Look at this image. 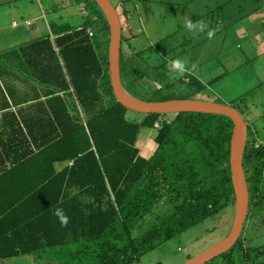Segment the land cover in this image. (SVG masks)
<instances>
[{
  "label": "trees",
  "instance_id": "obj_1",
  "mask_svg": "<svg viewBox=\"0 0 264 264\" xmlns=\"http://www.w3.org/2000/svg\"><path fill=\"white\" fill-rule=\"evenodd\" d=\"M86 1L83 24L51 22V33L0 59L3 71L10 74V61L20 70L0 79V261L33 254L60 264L139 263L236 204L233 120L213 112L141 113L130 120L133 110L119 102L111 83L107 15L97 0ZM128 38H122L121 81L139 100L195 98L218 80L205 83L189 71L166 79L167 61L151 64L144 54L167 38L139 51L124 46ZM233 103L242 115L249 110L244 95ZM143 127L157 130L148 157L138 146ZM256 129L247 125L243 153L246 220L264 202V137ZM56 207L70 217L67 227L53 215ZM246 240L241 234L233 248L204 264H264V246Z\"/></svg>",
  "mask_w": 264,
  "mask_h": 264
},
{
  "label": "rangeland",
  "instance_id": "obj_2",
  "mask_svg": "<svg viewBox=\"0 0 264 264\" xmlns=\"http://www.w3.org/2000/svg\"><path fill=\"white\" fill-rule=\"evenodd\" d=\"M116 6L122 24V34L129 37L124 46L130 45L136 50L166 39L158 50H148L144 59L151 64L167 61L161 70L168 72V78L176 73L171 62L177 58L186 62L189 72L198 76L205 83L218 78L208 85L196 99L217 101L232 105L233 100L241 95L248 100L249 113L243 115L247 125L252 124L264 137V55L255 54L258 49V36L264 38V1L255 0H111ZM86 0H25L11 8L9 14L1 13L0 20L13 24L4 30L7 45L0 46L7 51L20 42L33 39L44 33H51L49 22L81 25L87 18ZM90 12V10H88ZM188 16L193 22L204 20L208 29H215V36L209 40L206 32H189L183 24ZM34 18L38 30L31 29L27 20ZM15 31L17 38L9 40ZM46 34V35H47ZM8 38V40H6ZM27 43V42H26ZM10 46V47H9ZM12 46V47H11ZM19 46V45H17ZM167 51V53H166ZM0 58L5 59V56ZM7 59V58H6ZM9 70L11 75L19 74L18 64ZM8 66V63L6 64ZM3 67V65L1 66ZM0 68V79L5 83V76L10 75ZM188 80V79H186ZM13 89V87H11ZM23 91L19 83L16 87ZM251 94V95H250ZM250 95V96H249ZM156 98L160 97L155 95ZM176 97L179 93H175ZM130 116L142 117L141 113L128 112ZM131 118V117H129ZM254 130V129H253ZM155 128H141L138 146L142 155L150 156L155 148ZM246 130V137H247ZM157 210L143 220L133 231L139 235L156 218ZM237 206L231 205L211 218L194 225L178 236L163 242L145 254L139 263L133 264H185L191 258L223 240L230 233ZM242 234L251 247L264 246V202L255 208L245 221ZM214 261L213 264H215ZM0 264H60L56 261L40 260L33 254L20 255L0 261Z\"/></svg>",
  "mask_w": 264,
  "mask_h": 264
},
{
  "label": "water",
  "instance_id": "obj_3",
  "mask_svg": "<svg viewBox=\"0 0 264 264\" xmlns=\"http://www.w3.org/2000/svg\"><path fill=\"white\" fill-rule=\"evenodd\" d=\"M105 11L110 25L109 70L114 94L121 104L139 113L213 112L228 115L234 123L230 160L236 188V218L230 233L223 240L191 258L185 264H204L228 252L238 242L249 214L250 191L243 163L247 122L233 106L205 99H173L145 101L129 95L123 87L120 73L122 24L119 12L111 0H97Z\"/></svg>",
  "mask_w": 264,
  "mask_h": 264
},
{
  "label": "crops",
  "instance_id": "obj_4",
  "mask_svg": "<svg viewBox=\"0 0 264 264\" xmlns=\"http://www.w3.org/2000/svg\"><path fill=\"white\" fill-rule=\"evenodd\" d=\"M20 1H25V0H0V14L1 13H7V14H9V12H10V10H11V8H13V6H16V4L18 3V2H20ZM88 14V12L86 13V15ZM4 20H6L5 18H3L2 20H0V46H2V45H7V44H9V42H6L5 41V37H6V34H4V30H6V29H8L7 27L8 26H10L11 28H13L14 30H16L15 28H14V24H15V22L13 23V24H10L11 22H8V24H6V23H4ZM27 25L28 26H30L31 27V29H33V30H38L39 29V26L36 24V23H34V18H30V19H28L27 20ZM50 23L51 22H49V29H50ZM50 31H51V29H50ZM13 33L12 34H10V35H8L7 34V37L8 38H10L9 40H11V39H13L14 37H16L17 38V36H18V34L17 33H15V31H12ZM48 33V32H47ZM47 33H44V34H42V35H40V36H37V37H35V38H33V39H30V40H26V41H24V43H28V42H30V41H33V40H35V39H38V38H40V37H43V36H45ZM8 38L6 39V40H8ZM258 41V43H257V45H258V49H256L255 50V54L256 55H259V56H263L264 55V38H263V36L262 37H260V36H258V38H256ZM17 45H23V42H20V43H18V44H16V45H13V46H17ZM10 47V46H9ZM12 47V46H11ZM9 49L10 48H8L7 49V51H1L0 52V57L1 56H6V55H9V53H10V51H9ZM1 60H2V58H0ZM24 90V89H23ZM198 95H200V94H198ZM206 100V99H205ZM249 113V111H247V115L248 116H251L250 114H248ZM127 116H128V118L129 117H131V118H129L130 120H140L141 119V117H135V116H130L129 115V113L127 114ZM62 166V164H58V167H61ZM49 261H52V260H49Z\"/></svg>",
  "mask_w": 264,
  "mask_h": 264
},
{
  "label": "clouds",
  "instance_id": "obj_5",
  "mask_svg": "<svg viewBox=\"0 0 264 264\" xmlns=\"http://www.w3.org/2000/svg\"><path fill=\"white\" fill-rule=\"evenodd\" d=\"M183 24L186 30L189 32H200L203 33L207 29L206 35L209 40H211L216 33L215 29H208V25L204 20H197L193 22L188 16L183 18ZM171 68L176 73L175 78L180 79L188 72L186 62L183 59L177 58L171 62ZM53 215L57 218L61 227H67L70 222V217L67 215L62 207H56L53 209Z\"/></svg>",
  "mask_w": 264,
  "mask_h": 264
},
{
  "label": "built area",
  "instance_id": "obj_6",
  "mask_svg": "<svg viewBox=\"0 0 264 264\" xmlns=\"http://www.w3.org/2000/svg\"><path fill=\"white\" fill-rule=\"evenodd\" d=\"M88 32L90 33V35H93V32L90 28H88Z\"/></svg>",
  "mask_w": 264,
  "mask_h": 264
},
{
  "label": "bare ground",
  "instance_id": "obj_7",
  "mask_svg": "<svg viewBox=\"0 0 264 264\" xmlns=\"http://www.w3.org/2000/svg\"><path fill=\"white\" fill-rule=\"evenodd\" d=\"M125 90V89H124Z\"/></svg>",
  "mask_w": 264,
  "mask_h": 264
}]
</instances>
